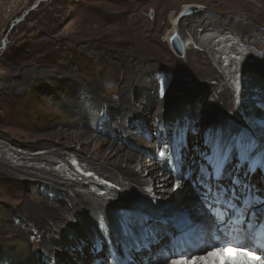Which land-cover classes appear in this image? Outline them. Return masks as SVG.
I'll list each match as a JSON object with an SVG mask.
<instances>
[{"label": "bare ground", "instance_id": "obj_1", "mask_svg": "<svg viewBox=\"0 0 264 264\" xmlns=\"http://www.w3.org/2000/svg\"><path fill=\"white\" fill-rule=\"evenodd\" d=\"M187 8L189 6L184 8L186 11L180 16V20L178 19L179 22L174 23L175 19L171 17L170 23L173 30L167 40L171 44L175 41L173 40L174 37L179 34L185 44L184 55L187 61V71L182 73L180 70L183 67L179 65V70L174 73V75L178 74L175 76L176 86L180 83L177 94L184 93L185 96L187 94V96H191L190 94L196 93L197 89L201 88L197 83L202 81L210 84L211 78L217 79L218 84L216 86L208 87V90L212 92L213 105L218 106L216 111L220 112L223 118H226L228 127L233 129L235 123L238 129L244 130L245 135H250L245 123L243 121V124L241 123L239 111H237L238 109L233 101L234 97L230 88L233 72L230 69L228 74L217 73L212 66V57H210V54L215 56L222 53V56L228 57L229 67H232L235 65L236 58L233 59L230 54L237 53L236 45L228 46L232 39L225 35L220 38L221 40L217 45L215 39L208 37V35H205L208 39L207 42L209 41L208 43L204 41L205 39L199 40L197 26L201 25L204 32H206L208 24L213 22L205 23L202 21V17L196 18L195 14L189 16L188 13L195 9ZM233 19H238V17H233ZM143 21L137 18L134 22L133 19L137 28H141ZM224 24L226 25L222 24L218 30L229 29L230 31V29H233L236 31L239 45L247 48L246 51H249V49L251 51H264L259 46L261 43L259 38L258 40H251L255 37L253 30H250L247 25L244 23H242L243 25L231 24L228 21ZM215 26L217 27V25ZM158 28L157 26L148 27V31ZM186 28L191 38L203 49L201 52L192 48L189 37L186 38ZM93 38H89V42H92ZM115 40L117 41V39ZM151 40L156 41V37ZM116 41L115 43H121L122 46H125V48H122L123 51L120 50L121 53L117 55V58L128 64L127 69L116 76L117 79L119 78L118 80L121 79L118 88L111 90L112 94L118 96L119 111L102 108L103 103L101 100L90 99L88 95L73 96L69 99L54 92L53 100L45 99L41 106L33 111L31 110L30 117L33 120L42 119L52 123L49 124V127L54 128L55 131L48 138L30 135L29 139L26 138L27 140L22 142L23 149L32 152L37 148H42L47 150L45 155L36 154L31 156L29 153L18 154L14 152L17 155L15 158L17 163L14 165L12 160L8 159L10 152L6 151L8 146L0 143V264H165L171 256L194 251L195 246L200 241L223 237V233L231 230L232 227L234 235H250L255 223H258L257 217H259V222L262 224L264 209L249 206V199H253L256 203L257 198L260 196V194L256 196L259 193L257 189L264 186L262 182L260 184L254 182L257 172H259L256 171L257 168H260L259 164H256L251 171L248 170L238 180L239 172L233 175L229 174L228 165H236L239 168L244 164L243 160L230 159L223 166V172H221L216 158L210 161L208 167L205 165L201 169V166L198 165L196 148H193L192 152H187L184 148L185 144L181 145L177 155L171 157V154H169L171 152V142L166 141V146L158 148L155 143H150L151 138L156 137L152 136L150 138L146 132L143 133L142 137H139L140 140H137V142L140 146H147L150 149L155 148L154 153H149V151V154L142 155L130 152L125 139L110 140L111 135L116 137L115 133L109 131L112 123L118 126L117 131H121L124 138L131 137L133 133L125 126L126 124L123 125L121 122L124 119L135 117L138 112L142 111L139 105L146 113L150 114V108L157 101L161 104L158 99L159 94L163 95L161 89H159L161 86L158 89L155 88L156 85L152 84V81L150 82L147 77L156 76V74L154 75L156 72L160 73L159 70L155 71L157 68L151 64L152 61H157L162 66L165 64V56L162 54L161 49L151 45V43L146 44L144 48L138 43L130 46L131 41L128 39L123 43L122 41ZM106 43L110 42L106 41ZM113 47L116 46L113 45ZM216 48L218 49L216 50ZM237 55L245 56V54L239 53ZM250 57L245 56L244 59L247 63H244L249 65L247 60H250L253 65L249 66L250 68L246 67L247 70L242 69L243 74L241 77H245V79H242L244 82H249V87L255 86V89H257L255 98H253L254 93L249 95L250 104L252 105L263 99L264 70L257 63H252L253 58ZM215 59L214 61H216ZM67 64H70V62ZM112 67H114L113 64ZM112 67L111 63L110 65L103 64L99 70ZM112 71L114 72V70ZM180 72L181 75H179ZM29 77L33 82L34 80L36 83L41 82L38 71L26 70V72H23L20 68L4 77L1 91L14 93L13 85L15 79L18 78L22 79V85L25 86L21 95L26 96L27 93H31V86H33L32 83H29ZM228 77L229 81L227 80ZM117 82L111 84L117 85ZM148 82L150 83L148 84ZM239 82H236V84L239 85ZM131 97L135 98L134 103L130 101ZM179 99L180 97L177 98L176 96V100ZM172 105L175 106L174 103H170L168 111L173 114ZM198 106L200 110L205 108L200 103ZM160 116H157L158 122ZM151 117L153 116L148 115V119ZM160 119L163 122L164 119ZM140 131L144 130L141 129ZM102 134L108 136V138L103 137ZM230 135L229 133L223 135V140L229 138ZM157 139L159 142L166 140L161 135ZM19 145L21 146V144ZM161 151L165 152V156H160ZM71 153L80 161L87 163L89 171L96 172L101 176L100 178L108 181V183L122 185L124 193L130 190L144 191L142 199L146 204H153L155 199L166 198L174 188L171 183L174 185L176 181L183 180L187 176L186 180H190L196 185L187 197L190 202H196L189 209L192 211L191 216L189 215L188 220L180 222L161 221L158 220L160 219L158 217L156 219L155 217L144 216L138 210L137 202L133 205L137 209H127L120 216L116 213L119 208L118 204L109 203L105 197L101 196V193H97V190H104L106 191L104 195H107V197L112 196L113 191L107 185L95 181H86L87 183H84L87 185L82 186L78 180L74 181L68 178L67 175L62 177L57 174L58 171L54 170L57 168L54 165L55 162L61 160L66 163L65 156H69ZM167 155L170 157L172 173H164L160 176L159 173L169 170L165 162L169 158ZM43 163L52 166L50 172H47L46 169L38 170L35 165L29 167L30 164L41 165ZM69 167L70 172L68 174L74 172L76 176L74 168L71 165ZM234 180H238L239 185L233 184L232 181ZM29 181L35 182L33 185L44 183L49 187L41 188L38 185L37 189H31L30 184L27 183ZM6 182L18 185L24 191L18 194L13 193L12 196L20 199L26 198L31 204L17 208L4 205V200L11 197L6 192ZM218 183L223 191L220 192V198L215 199ZM209 184L213 186L212 195L207 193ZM147 187L153 188L152 192H147L145 190ZM30 189L38 195H33L34 193L32 194ZM109 191L111 193H108ZM114 192L116 191L114 190ZM118 197L123 202L130 199L128 195H121L120 193ZM225 201H231V206L226 204ZM243 203L246 204L245 207H243ZM217 215L218 217H216ZM228 217L233 218V220L236 219L239 225L233 226V220L228 222ZM246 225L250 226L251 229L246 228ZM262 225L264 227V224ZM99 229L102 231H99ZM68 230H72L73 233H69ZM43 254H45V257L42 256Z\"/></svg>", "mask_w": 264, "mask_h": 264}, {"label": "rangeland", "instance_id": "obj_2", "mask_svg": "<svg viewBox=\"0 0 264 264\" xmlns=\"http://www.w3.org/2000/svg\"><path fill=\"white\" fill-rule=\"evenodd\" d=\"M187 6L194 8L195 11L193 12H196L193 13L191 11L189 16L195 14L196 18L202 17V21L205 23L209 21L213 22L212 24H208L206 32H204L201 25L197 26V37L199 40L205 39L204 41L207 42L208 39L206 36L208 35V37L215 39L217 45L221 40L220 38H223L225 35L232 39L228 46H232V44L236 45L237 53L230 54L233 59L236 58L237 62L232 67H229L228 57L222 56V53L216 54L215 56L210 54V57H212V66L217 73L228 74L230 69L233 72L230 88L233 93L235 107L239 111V118L242 123L241 116L249 108L250 101H247V99L249 100V93H245V87L249 86V82H244L243 79L245 77L241 76L243 70H247L253 65L250 60H247L249 65H245L244 62L246 61L244 57L251 56L250 58H253L252 63H257L264 70V51H251V49L246 51L247 48L239 45L240 42L236 31L233 29H230V31L229 29L219 31L218 29L222 24L225 26L226 24L224 23L227 21L231 24L243 25L242 23H244L250 30H253L255 38L251 40H258L259 38L261 40L259 46L261 49H264V0H0V143L8 146L6 148V151H10L8 159L12 160L15 165L17 163V159H15L17 155L14 152L18 154L29 153L31 156L36 154L45 155L47 150H43L42 148H37L35 149L36 151L33 150L32 152L23 149L22 142L29 139L30 135L48 138L55 131L54 128L49 127V124L52 123L42 119L33 120L30 117L31 112L41 106L45 99L53 100L54 92L64 97L66 96L69 99L73 96L82 97L83 95H88L90 99L101 100L103 103L102 108L119 111L118 96L112 94L111 90L118 88L121 79L118 80L119 78L117 79L116 76L124 72L128 64L117 58V55L124 50L122 48H125V46H122L121 43H115V39H117L116 42L122 41V43L128 39L131 41L129 43L130 46L138 43L144 48L146 44L151 43V45L161 49L162 54L165 56V64L162 66L157 61H152L151 64L157 68L155 71L159 70L160 73L156 72L154 73L156 76L147 77L148 80L150 79V82L152 81V84L154 83L156 85L155 88L158 89L161 86L159 89H161L163 95L159 94L158 97L161 104L157 101L150 108V114L148 112L146 113L139 105L142 111L138 112L135 117L124 119L121 122L123 125L126 124L125 126L133 133L131 137L127 136V138H124V134L121 131H117L118 126L109 122L111 124L109 131L116 134V137L111 135L112 138L110 140L125 139L130 152L142 155L154 153L155 148L152 147L150 149L147 146H140L137 142V140H140L139 137H142L144 135L143 133L146 132L148 137H156L151 138L150 143H155L156 146L158 145V148L166 146V141L171 142V152L169 153L171 157L177 155L181 145L185 144L184 148L187 152H192L193 148H196L197 160L199 161L198 165L201 166V169L205 165L208 167L210 161L217 158V152L221 145H226L231 150L233 144L239 143L242 140L252 139L258 149V156L263 157L264 146L262 144L258 145L254 139V136L259 135L261 132L260 128L256 127L257 125L251 124L252 126L249 128L251 129L249 131L250 135H245L244 130L238 129L235 123L233 129L228 127L226 118H223L220 112L216 111L218 106L213 105L212 92L208 90V87L216 86L218 84L217 79L211 78L210 84L209 82H202L200 80L201 82L197 84L201 88L197 89L196 93L190 94L191 96H187L188 94L185 96L184 93L177 94L180 83L176 86L175 76L178 74L174 75V73L179 70V65L183 67L180 70L182 73L187 71V61L185 55L179 56L176 54L172 44L167 40L173 30V26L170 23L171 17L175 19L174 23L179 22V18L184 14L186 11L184 8ZM25 14L26 16L24 17ZM134 16L136 19L140 18V20H144L141 25L144 32L141 28L136 27L134 23L136 19ZM233 17H238V19H233ZM18 19L22 20L17 23L16 21ZM128 24L132 26L130 27ZM134 25L135 27L133 28ZM151 26H157L159 28L148 31V27L152 28ZM185 31L186 38L189 37V43H192V48L195 51L201 52L203 49L191 38L187 28ZM91 37L94 38L92 42H89V38ZM154 37H156V41L151 40ZM175 37L179 38L182 44H184L179 34ZM106 41L111 44L106 43ZM113 45L116 47H113ZM183 47L185 48V44ZM238 53L245 54V56L237 55ZM68 62L70 64H67ZM110 63L111 67L112 64L114 67L99 70L103 64L110 65ZM224 65L227 66L224 67ZM20 68L23 72H26V70L38 71L41 82L36 83L35 80L33 82L29 77V83H32L33 86H31V93H27L26 96L21 95L25 86L23 87L22 85V79L18 78L15 79L13 85L14 93L1 91L4 77L16 72ZM106 70H110L109 73L108 71L106 73ZM181 72L179 75L182 74ZM158 74L160 75L158 76ZM227 80L229 81V77ZM115 81H118V84L112 85L111 83L116 84ZM236 82L240 84L238 85ZM220 91H223L221 86ZM176 96L177 98L180 97L178 101L176 100ZM214 96L217 97L216 94ZM130 101L134 103L135 98L131 97ZM170 103H174L175 105H172L173 107L171 108V110L174 109V115L168 111L170 109ZM199 103L201 106L204 105V110H200ZM148 115L153 117L148 119ZM159 115H161L159 117L160 123L157 117ZM160 118L164 119L163 122H161L162 119ZM140 128L144 131H140ZM227 133L231 134L230 137L223 140V135ZM160 135L166 140L159 142L157 137ZM103 137L108 138L106 135H103ZM167 156L169 157V155ZM65 159L67 164L61 160L56 161L54 164L57 166L54 170H57L58 173H56L62 177L67 175L68 178L74 181L78 180L82 186L87 185L86 181H95L96 183L108 182L100 178L101 176L96 174V172L89 171L87 163L80 161L73 153L65 156ZM231 159L242 160L234 152L231 155ZM165 162L169 170L159 173L160 176L164 173H172V168L170 169V157ZM32 165H35L38 170L46 169L47 172H50L52 168V166L46 163L41 165L30 164L29 167ZM70 165L74 168L76 176L74 172L68 174L70 172ZM259 169L260 171L257 172L258 174L254 182L257 184L262 182L264 185V166L260 165ZM78 170L88 171L94 178L89 177V180H85L86 178L81 176L77 172ZM228 170V173L231 175L239 172L238 180H240L243 174L248 172L249 168L244 163L239 168L236 165H228ZM64 172L65 174H63ZM186 179L187 176L183 180L178 181L179 187L177 190H172L164 199L160 198L162 200L161 203L154 207H151L149 203L146 204L143 201L144 191L130 190L124 193L122 185L118 186L111 182L108 184L110 185L109 188L111 191H113L112 196L107 197V195H104L106 192L104 190H97V193H101V196L105 197L109 203L118 204L119 208L117 207L116 213L119 215L127 209H137L133 206L137 202L138 210L146 217H158L160 218L158 220L161 221L180 222L188 220L192 213L189 209L196 203H192L187 199L196 185L194 182ZM27 183L30 184L31 189H37L38 185L41 188L49 187L44 183L35 184L36 186L33 185L35 183L33 181ZM175 184H177V181ZM174 185L171 183L172 187ZM181 185L182 188L180 187ZM5 187L6 192L11 197L8 196L9 198L4 200V205L17 208L31 204L26 198L20 199L12 196L13 193L18 194L24 192L18 185L12 182H6ZM75 189L78 190L76 187ZM147 189L151 188H145V190ZM111 191L108 193H111ZM257 191L259 193L256 196L259 194L260 196L257 198L255 206L257 208L259 207V209H264V186H260ZM31 193L33 194L34 192L31 190ZM119 193L121 195H128L130 199L124 202L121 201L120 197H118ZM33 195L38 194L34 193ZM68 231L69 233H73L72 230ZM99 231L102 230L99 229ZM44 255L42 256L45 257Z\"/></svg>", "mask_w": 264, "mask_h": 264}, {"label": "snow or ice", "instance_id": "obj_3", "mask_svg": "<svg viewBox=\"0 0 264 264\" xmlns=\"http://www.w3.org/2000/svg\"><path fill=\"white\" fill-rule=\"evenodd\" d=\"M233 152L236 153L238 157L244 161L245 165L249 168V171H251L257 163L264 166V157H259L258 159V149L256 147V144L252 139H248L246 141L242 140L239 143L233 144L231 150H229L226 145L221 146L218 149L217 160L221 172H223V166L227 164L231 159V155ZM159 154L161 157L165 156V152L163 151H161ZM256 171H260V169L257 168ZM232 183L235 185H239L238 180H234L232 181ZM174 187L176 186L174 185ZM216 189L217 193L214 198L219 199L220 192L223 191L219 183L216 185ZM207 193L209 195L213 194V186L211 184H209L207 188ZM225 203L231 206V201H225ZM249 206H255V201L251 198L249 199ZM257 222H259V217H257ZM262 237H264V232H262Z\"/></svg>", "mask_w": 264, "mask_h": 264}, {"label": "water", "instance_id": "obj_4", "mask_svg": "<svg viewBox=\"0 0 264 264\" xmlns=\"http://www.w3.org/2000/svg\"><path fill=\"white\" fill-rule=\"evenodd\" d=\"M193 11H195V10H192V12ZM189 13H191V11ZM25 16H26V14L24 15V17ZM22 19H18L16 22L19 23ZM178 39L179 38H176V37H174V39H173V40H175L174 42L179 43L178 45L175 44L174 42L173 43L171 42V44H172V47L175 50L176 54L179 56H183L184 55V47H183L182 42L181 41L179 42L180 39L179 40ZM256 90L257 89H255V86H253V87L246 86L245 87V93H249L248 96L250 95V93H254L253 98H255L257 95ZM262 100H260L259 103L256 102L255 104H252V105L249 104L248 105L249 108L241 116L242 121L248 127V131H250V129H249V125L247 122H252L261 128L260 129V131H261L260 135H258L256 137V139H260V137H264V96H263ZM247 101H250V99L249 100L247 99ZM258 141H260V140H258ZM263 141H264V139H263Z\"/></svg>", "mask_w": 264, "mask_h": 264}]
</instances>
